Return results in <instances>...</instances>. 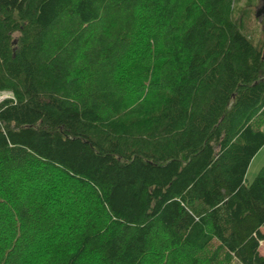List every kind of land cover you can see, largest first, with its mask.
Here are the masks:
<instances>
[{
  "label": "trees",
  "instance_id": "obj_1",
  "mask_svg": "<svg viewBox=\"0 0 264 264\" xmlns=\"http://www.w3.org/2000/svg\"><path fill=\"white\" fill-rule=\"evenodd\" d=\"M258 0H0V264H264Z\"/></svg>",
  "mask_w": 264,
  "mask_h": 264
},
{
  "label": "rangeland",
  "instance_id": "obj_2",
  "mask_svg": "<svg viewBox=\"0 0 264 264\" xmlns=\"http://www.w3.org/2000/svg\"><path fill=\"white\" fill-rule=\"evenodd\" d=\"M263 4H264V0H258V5L256 6V9H255V14L262 8ZM261 16H258V17L260 18ZM258 17H257V19H259ZM10 97H11V94L9 92H1L0 93V98H1L0 102H2L5 99H8ZM263 165H264V146L257 152V154L254 156L253 160L251 161V163L248 167V170L246 172V175H245V181L247 183H250L255 178V176L258 174L259 170L261 169V167ZM262 233H264V228L262 229ZM259 247H260L259 248V254L261 256H264V240L262 242H260Z\"/></svg>",
  "mask_w": 264,
  "mask_h": 264
},
{
  "label": "water",
  "instance_id": "obj_3",
  "mask_svg": "<svg viewBox=\"0 0 264 264\" xmlns=\"http://www.w3.org/2000/svg\"><path fill=\"white\" fill-rule=\"evenodd\" d=\"M263 13H264V4H263L262 8L255 15H256V17H258V16L263 15Z\"/></svg>",
  "mask_w": 264,
  "mask_h": 264
},
{
  "label": "bare ground",
  "instance_id": "obj_4",
  "mask_svg": "<svg viewBox=\"0 0 264 264\" xmlns=\"http://www.w3.org/2000/svg\"><path fill=\"white\" fill-rule=\"evenodd\" d=\"M3 99H4V98H3ZM3 99H2V100H3ZM0 101H1V98H0Z\"/></svg>",
  "mask_w": 264,
  "mask_h": 264
},
{
  "label": "crops",
  "instance_id": "obj_5",
  "mask_svg": "<svg viewBox=\"0 0 264 264\" xmlns=\"http://www.w3.org/2000/svg\"><path fill=\"white\" fill-rule=\"evenodd\" d=\"M253 158H254V157H253ZM252 160H253V159H252ZM252 160H251V161H252Z\"/></svg>",
  "mask_w": 264,
  "mask_h": 264
}]
</instances>
